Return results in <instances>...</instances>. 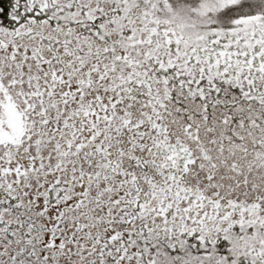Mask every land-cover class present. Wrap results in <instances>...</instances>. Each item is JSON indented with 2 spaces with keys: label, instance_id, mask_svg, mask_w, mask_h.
Segmentation results:
<instances>
[{
  "label": "snow or ice",
  "instance_id": "obj_1",
  "mask_svg": "<svg viewBox=\"0 0 264 264\" xmlns=\"http://www.w3.org/2000/svg\"><path fill=\"white\" fill-rule=\"evenodd\" d=\"M0 264H264V0H0Z\"/></svg>",
  "mask_w": 264,
  "mask_h": 264
}]
</instances>
